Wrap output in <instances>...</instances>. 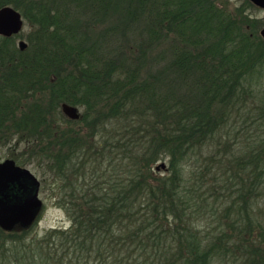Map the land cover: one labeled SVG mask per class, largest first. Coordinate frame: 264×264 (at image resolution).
Masks as SVG:
<instances>
[{
    "label": "trees",
    "instance_id": "16d2710c",
    "mask_svg": "<svg viewBox=\"0 0 264 264\" xmlns=\"http://www.w3.org/2000/svg\"><path fill=\"white\" fill-rule=\"evenodd\" d=\"M223 2L0 0L27 27L24 50L0 36V144L31 145L72 222L0 242V264H264V137L221 142L247 97L264 127V39L253 3Z\"/></svg>",
    "mask_w": 264,
    "mask_h": 264
},
{
    "label": "rangeland",
    "instance_id": "374dc122",
    "mask_svg": "<svg viewBox=\"0 0 264 264\" xmlns=\"http://www.w3.org/2000/svg\"><path fill=\"white\" fill-rule=\"evenodd\" d=\"M226 2V5H228V9H233L235 7H238L239 5L245 3V0H223ZM245 13L249 14L251 17L256 18L259 22L258 30L260 31L261 28L264 27V9L259 7H247L245 10ZM27 32V27L24 24L23 30L15 36V43L17 46V42L19 39H25L21 37V35L25 34ZM260 35V34H259ZM165 46V45H164ZM18 47V46H17ZM159 51V49H154L152 52V55ZM153 60V59H152ZM150 61L146 65V68L150 66ZM159 68V67H158ZM256 105L257 101L255 98L247 97L245 99L244 103H237L235 106L230 107L231 110L229 112V116L227 117V126L224 125L222 128L223 137L221 142L223 144H231L233 147H229L230 149L226 150L227 156H231V150H234L239 145H241L240 142L245 140V143L251 144L253 141V144L258 143V137L261 135V137H264V127L260 126L257 127V123H259V120L257 118L259 115L257 114L258 111H256ZM80 113H81V109ZM115 121H112L111 125L108 126L109 131L113 132L114 127L119 130L117 132H120L121 124H114ZM61 125V124H60ZM62 126L64 127L65 124L63 123ZM130 132H132L130 130ZM110 134V133H109ZM96 137L95 141H99ZM252 139V141H251ZM103 138L100 140V142H103ZM263 140V139H262ZM247 144V145H249ZM5 158H17L18 161L21 163V165L27 167L29 170H31L36 177L41 181L42 186V193L41 197L43 198V201L45 203L44 208L40 214L39 220L31 226V228L24 233L23 238L21 240L16 237L15 233L12 235H3L0 234V241L1 243H4V245H8V243L12 240L25 243L24 250H34L36 243L39 242L40 239H42V236L46 232H48L51 229H63L67 230L71 227V220L69 216L67 215L65 209L57 204L56 201V192H59L61 189L60 187L65 185H62V181H60L57 178H54L51 173H44L43 166L38 165V161L36 158H34L32 154L31 145L24 143H16L15 138L11 139L9 143L6 144H0V162L3 161ZM123 166L126 162V158L122 159ZM161 162L166 163V160H158L154 162L151 166L154 176H161L164 175V170L160 169L156 170L155 167L159 165ZM235 180V179H234ZM232 182V180H230ZM235 181L232 182L231 187L234 188ZM261 197H259V203H253V212L255 216L260 219L264 220V184L260 187ZM255 217V218H256ZM214 222V223H212ZM216 223L214 219L211 217L209 213L202 214L200 224L198 225L200 227V230H202V233L211 231L213 227H215ZM46 235V234H45ZM23 240V241H22ZM18 242V241H17ZM2 248H0L1 250ZM37 258V257H36ZM30 259V258H29ZM29 259L25 258V262L29 261ZM38 261V259H37ZM216 264H221L216 263Z\"/></svg>",
    "mask_w": 264,
    "mask_h": 264
},
{
    "label": "water",
    "instance_id": "95a60500",
    "mask_svg": "<svg viewBox=\"0 0 264 264\" xmlns=\"http://www.w3.org/2000/svg\"><path fill=\"white\" fill-rule=\"evenodd\" d=\"M249 1L264 9V0ZM23 27L24 18L20 11L11 5L0 7V36L8 38L18 35ZM259 34L264 39V27L260 29ZM17 46L20 50H24L27 43L23 39H19ZM60 109L70 119L77 120L81 116L79 108L74 105L63 102ZM160 167L164 168L165 164L161 162L155 169L158 170ZM21 175L30 180V185L34 187V193L22 203H12L7 199L0 200V227L3 229H11L13 224L19 221H23L25 224L31 223L39 210L40 200L36 195L39 185L37 177L28 168L16 165L12 159L6 158L0 162V186L3 189Z\"/></svg>",
    "mask_w": 264,
    "mask_h": 264
},
{
    "label": "flooded vegetation",
    "instance_id": "af4514ba",
    "mask_svg": "<svg viewBox=\"0 0 264 264\" xmlns=\"http://www.w3.org/2000/svg\"><path fill=\"white\" fill-rule=\"evenodd\" d=\"M256 7H258V6H256ZM9 159L14 160L13 158H9ZM14 162L16 165H19L21 167H25V166L21 165L20 163H17L15 160H14ZM37 179H38V177H37ZM38 181H39V185L37 187L36 195H37V198L40 200V206H39V210H38L34 220L29 224H25L23 221L16 222L13 224L11 229H3L2 227H0V234L12 235L13 233H15L16 237H18V239L21 240V238H23V236H24V233L27 232L31 228V226L34 225L39 220L40 214L44 208L45 203L43 201V198L40 196L42 193L41 181L39 179H38ZM33 193H34V187H32L30 185V180L28 178L24 177V175L23 176L21 175V176H18L17 178H15L14 181H12L5 189H3L0 186V200L7 199V200H10L12 203H22L29 196H31Z\"/></svg>",
    "mask_w": 264,
    "mask_h": 264
}]
</instances>
